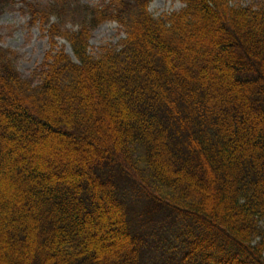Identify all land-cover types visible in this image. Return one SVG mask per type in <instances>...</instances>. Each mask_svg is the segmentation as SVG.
Here are the masks:
<instances>
[{"label":"trees","instance_id":"16d2710c","mask_svg":"<svg viewBox=\"0 0 264 264\" xmlns=\"http://www.w3.org/2000/svg\"><path fill=\"white\" fill-rule=\"evenodd\" d=\"M178 1L32 7L79 24L29 78L0 47V264H264V0ZM104 21L125 37L92 55Z\"/></svg>","mask_w":264,"mask_h":264},{"label":"rangeland","instance_id":"374dc122","mask_svg":"<svg viewBox=\"0 0 264 264\" xmlns=\"http://www.w3.org/2000/svg\"><path fill=\"white\" fill-rule=\"evenodd\" d=\"M70 8L81 14L80 10L84 7H96L107 0H68ZM242 6L257 2L260 0H238ZM52 5V0H1L0 1V47L8 50L16 55V69L24 78H29L33 71L42 64L47 52L51 50V42L49 40V29L55 24L61 29L70 31L77 30L79 24L78 18L72 17L58 18L56 16L49 17L48 24L44 21H36L31 19L32 7L42 10ZM183 8V4L178 0H151L148 5V11L154 18H161L174 12H178ZM79 11V12H78ZM82 17V15L80 16ZM81 19V18H79ZM82 22V19H81ZM125 37L121 27L115 22L104 21L92 33L89 41V52L94 55L101 47L116 46L118 42ZM59 49L63 48L68 55H73L67 42L60 38L54 40ZM134 181L124 179L121 186L125 192L129 204L135 206L136 210L145 212L146 202L140 196V192L133 185ZM164 216H155V219L149 218L150 221L144 226L147 233L150 229L157 233L150 234L154 237L152 242L151 253L157 258V253L161 252V248L166 251L172 249L171 233L167 230L168 226H163L159 218ZM170 222V221H169ZM165 251V252H166ZM169 253H172L170 251ZM152 258V257H151Z\"/></svg>","mask_w":264,"mask_h":264}]
</instances>
